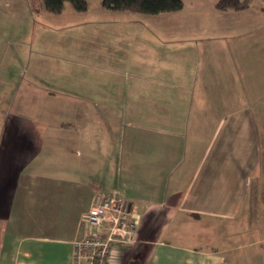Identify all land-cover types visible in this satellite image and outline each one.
Instances as JSON below:
<instances>
[{"label":"crops","instance_id":"obj_1","mask_svg":"<svg viewBox=\"0 0 264 264\" xmlns=\"http://www.w3.org/2000/svg\"><path fill=\"white\" fill-rule=\"evenodd\" d=\"M217 10L202 48L136 47L142 77L118 83L119 103L106 79L27 81L48 110L0 131V264H73L97 194L127 202L137 225L112 264H264V12ZM193 106L212 118L201 146L185 136Z\"/></svg>","mask_w":264,"mask_h":264},{"label":"rangeland","instance_id":"obj_2","mask_svg":"<svg viewBox=\"0 0 264 264\" xmlns=\"http://www.w3.org/2000/svg\"><path fill=\"white\" fill-rule=\"evenodd\" d=\"M182 1L183 7L179 10L148 14L109 9L102 0H88L83 11L75 10L65 2L59 13L43 9L41 0H0V131L9 128L4 127V123L12 115L25 122L28 121V113L42 119L48 110L44 111L42 106L45 103L39 93L29 95L28 80L49 79L74 90L77 80L106 79L108 83L100 87L102 91L111 92L119 82H124L127 74H134L129 76L133 79L142 77L137 64L145 59L136 47L146 50L148 55H153L152 58L174 52L177 56L178 51L182 56L191 43L202 48V41L207 37L205 29L217 28L211 16L217 10L215 0ZM260 5L261 0H251L252 9ZM146 44L149 46L145 49ZM194 66L199 67V62ZM192 72L200 82L204 71L193 69ZM207 82L208 78L205 85ZM131 87H134L133 82ZM91 92L85 94L90 98ZM116 93L119 94V86L117 92L110 94L111 99L118 100ZM14 96L18 105L16 102L13 104ZM134 103L133 99L129 102L132 109ZM185 112L188 113L186 109ZM190 114L189 130L185 136L189 140H197L201 146L202 128L209 127L200 126L210 124L212 118L201 124L202 116H198L195 106L191 107ZM96 120L105 126L108 124L103 117H96ZM87 124V128L98 125ZM129 128H141L139 121L134 119ZM136 240L137 235L133 243L115 242L111 245L110 259L115 247L120 246L124 250Z\"/></svg>","mask_w":264,"mask_h":264},{"label":"built area","instance_id":"obj_3","mask_svg":"<svg viewBox=\"0 0 264 264\" xmlns=\"http://www.w3.org/2000/svg\"><path fill=\"white\" fill-rule=\"evenodd\" d=\"M91 231L74 243L73 264H111V245L133 243L137 225L124 200L97 194L86 215ZM113 247V246H112Z\"/></svg>","mask_w":264,"mask_h":264},{"label":"trees","instance_id":"obj_4","mask_svg":"<svg viewBox=\"0 0 264 264\" xmlns=\"http://www.w3.org/2000/svg\"><path fill=\"white\" fill-rule=\"evenodd\" d=\"M65 2H69L75 10L87 8L88 0H41L40 6L48 12L59 13ZM102 4L113 10H130L140 13L156 14L176 11L183 7L182 0H102ZM219 10H244L251 6V0H216ZM260 10L264 12V0H261Z\"/></svg>","mask_w":264,"mask_h":264}]
</instances>
